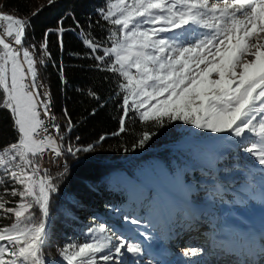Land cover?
Masks as SVG:
<instances>
[{
  "label": "snow or ice",
  "instance_id": "1",
  "mask_svg": "<svg viewBox=\"0 0 264 264\" xmlns=\"http://www.w3.org/2000/svg\"><path fill=\"white\" fill-rule=\"evenodd\" d=\"M98 12L96 25L102 20L112 26L106 40L88 38L76 21L74 29L60 22L57 42L63 51V34L80 29L95 67L120 78L119 132L125 130L129 113H137L141 122L161 127L181 121L241 140L251 133L259 142L244 150L264 166V0H117ZM29 23L0 14V107L11 113L17 133L16 141L0 150V212L15 217L10 226H0V264H49L43 252L47 222L58 191L56 179L64 172L54 177L43 162L47 158L55 164L65 154L76 157L93 149L65 146L63 132L71 133L75 125L67 108L62 109L67 124L57 122L52 95L37 69V62L45 65V58H51L52 30L43 34L37 61V46H25ZM197 29L204 31L196 35ZM59 78L67 83L62 64ZM88 94L101 99L95 91ZM154 134L144 132L138 146ZM5 196L19 200L11 207ZM106 231L103 223L89 227L92 239L65 245L61 260L52 264H127L126 254L142 256L139 243L119 236L113 243L111 236L96 235ZM200 252L189 248L183 255L196 257Z\"/></svg>",
  "mask_w": 264,
  "mask_h": 264
},
{
  "label": "trees",
  "instance_id": "2",
  "mask_svg": "<svg viewBox=\"0 0 264 264\" xmlns=\"http://www.w3.org/2000/svg\"><path fill=\"white\" fill-rule=\"evenodd\" d=\"M110 1L54 0L49 5L48 0H0L1 14H12L30 21L26 28L25 46H37L34 50L37 61L42 55L39 44L43 42V34L48 29L52 30L48 45L51 58H45V65L37 62L39 79L47 85L52 95V108L57 122L62 126L67 124L62 114V109L67 108L75 125L71 133L63 132L65 146L69 143L77 147L93 146L92 151L81 152L76 157L65 154L63 165L54 172L49 170L54 177L57 172H64L63 176L56 179L58 191L53 194L50 204L47 243L43 250L49 262L60 257L61 247L69 233H83L82 218L86 214L95 212L99 220L105 221L115 213V209L108 205L109 198L124 202L125 205L151 198L150 190L143 186L137 189L135 186L139 162L147 156L163 159L178 156L177 150L183 145L177 143L195 133L190 132V127L181 121L165 122L163 127L154 121L141 122L137 113H129L125 130L119 132L122 115L118 89L120 78L95 67V61L83 43L85 36L81 35L80 29L63 34L64 50H60L56 32L60 22L65 29H74L75 22L79 21L88 38L106 40L112 26L102 20L97 26L96 22L99 20L98 10L106 9ZM61 64L66 84L59 78ZM90 90L95 91L101 99L97 101L90 96ZM93 110L95 115L91 114ZM144 132L155 134L141 147L138 141ZM76 137H79L78 141ZM16 139L12 115L0 107V150ZM130 186H135L132 191ZM0 195H4L2 187ZM5 199L11 201L8 206L14 207L19 197L5 196ZM34 211L38 215V209ZM14 219L13 215L9 214L5 218L0 212V226H9Z\"/></svg>",
  "mask_w": 264,
  "mask_h": 264
},
{
  "label": "rangeland",
  "instance_id": "3",
  "mask_svg": "<svg viewBox=\"0 0 264 264\" xmlns=\"http://www.w3.org/2000/svg\"><path fill=\"white\" fill-rule=\"evenodd\" d=\"M110 3L116 4L117 0H111ZM203 31L197 29L195 34L199 35ZM188 126L190 132L195 133L187 135L177 143L183 145L177 150L178 156L173 155L169 159L147 156L139 162L137 177L132 179L136 180L137 189L143 186L150 190L151 198L128 205L114 201L113 198L106 199L108 205L115 209V213L105 221L99 220L95 212L86 214L82 218L83 233H69L61 250L65 245H78L91 240L87 229L103 223L107 231L96 233L97 236H111L113 243L119 236L142 246L141 257H132L130 254L123 257L127 264H163L169 262V258L159 253V247L170 252L176 249L183 253L184 249L189 248L203 251L210 243V238H204L201 243L184 245L180 240L178 242V239L171 238L174 232L188 229L183 235L184 238L191 239V235L187 236L191 232L190 228L197 230L200 225V229L212 231V220L216 222L218 210L233 213L241 207L238 201H244V198L246 201L250 200L245 201L247 206L256 211L264 210V166L259 165L254 156L244 150L252 143H258V138L247 133L241 140L227 132L214 134L210 131L203 132L193 125ZM48 168L54 172L58 167ZM135 186H130V191ZM212 208L216 209V213L209 211L212 216L209 212H201L206 209L214 210ZM198 214L201 216L197 217ZM132 219L139 223L132 224ZM193 220L196 225L192 227ZM213 226L216 228L217 224ZM204 256L203 259L198 258V255L191 257L192 264H209L208 254ZM60 260V257L56 259ZM257 264H261L260 259Z\"/></svg>",
  "mask_w": 264,
  "mask_h": 264
},
{
  "label": "bare ground",
  "instance_id": "4",
  "mask_svg": "<svg viewBox=\"0 0 264 264\" xmlns=\"http://www.w3.org/2000/svg\"><path fill=\"white\" fill-rule=\"evenodd\" d=\"M193 197L195 198L196 196ZM245 201V198L244 201H238L241 207L233 213L225 212L219 209L216 214V222L212 220V231L200 229L201 227L200 225H198L197 230L194 228H190L189 230H191V232L187 233V236H192V240L184 238L185 235H183V233L184 231H188V229H185L184 231L181 230L178 232H174V236L171 235V238L178 239V242L180 240V243L183 242L184 245L187 243H201L204 238H206V240H209L210 238V243L205 248L209 249V251H206L204 249L198 255V258L203 259V257H205L204 255L208 254V258L210 259L209 264H224L222 259L224 260L228 258H230L229 261L236 258L234 264H246V262L247 264H255L256 260L262 256L261 249L262 245H264V210L256 211L250 206L246 205V202H249L250 200L246 202ZM199 210H201V207ZM209 211H213L216 213V209H206L202 210L201 212L206 214V212ZM199 216L201 215L198 214L197 217ZM191 224L193 227L194 225H196V222L193 220ZM216 224L217 227L215 228L213 225L216 226ZM193 231L196 233L194 234ZM213 231L215 232L213 234H210ZM228 245L231 246L233 249H236L238 247L241 248L242 246L244 247V249L241 250L239 253L235 250L229 251L228 249H226L228 248ZM158 249L159 253L169 258V262H165L163 264L193 263L191 257H185L182 252L179 253V251L176 249L172 252L165 250L166 248L161 249L159 247ZM185 250L186 249H184V251ZM212 250H214L213 254L211 253ZM215 252H217V255L215 254Z\"/></svg>",
  "mask_w": 264,
  "mask_h": 264
},
{
  "label": "built area",
  "instance_id": "5",
  "mask_svg": "<svg viewBox=\"0 0 264 264\" xmlns=\"http://www.w3.org/2000/svg\"><path fill=\"white\" fill-rule=\"evenodd\" d=\"M45 164L46 167H53V168H57L61 163H62V158H60L55 164H52L48 161V159L46 158V160L43 162ZM57 166V167H56Z\"/></svg>",
  "mask_w": 264,
  "mask_h": 264
},
{
  "label": "crops",
  "instance_id": "6",
  "mask_svg": "<svg viewBox=\"0 0 264 264\" xmlns=\"http://www.w3.org/2000/svg\"><path fill=\"white\" fill-rule=\"evenodd\" d=\"M1 14V13H0Z\"/></svg>",
  "mask_w": 264,
  "mask_h": 264
}]
</instances>
